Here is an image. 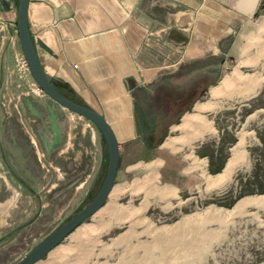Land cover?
<instances>
[{
	"label": "rangeland",
	"instance_id": "obj_1",
	"mask_svg": "<svg viewBox=\"0 0 264 264\" xmlns=\"http://www.w3.org/2000/svg\"><path fill=\"white\" fill-rule=\"evenodd\" d=\"M244 52L248 56L243 60H233V63L229 60L227 68L219 65L215 83L211 85L216 87L236 70L239 82L254 78L257 83L254 93L240 97V88L244 85L239 84L233 88V95L220 96L216 112L211 114L216 132L203 140L201 148L195 149L197 155H203L221 146L226 163L238 143V136L244 134V161L225 184L211 189L207 184L206 189L203 184L189 187L178 190L175 196L171 189H156L152 184L145 187L149 179L153 183V176L146 177L137 165L124 171L122 164L113 189L123 193L115 203L108 196L96 213L37 264H264V205L247 204L234 210L243 199L264 197V193H254L255 166L258 164L260 173H264V6ZM21 56L22 52H17L12 56V63L5 58L4 64H9L7 69L0 64V204L11 199L10 206L0 210V264H16L88 203L103 178L100 134L96 127L90 122L96 132L95 142L89 134L78 138L76 132L82 126L76 125L75 119L80 116L72 113L67 121L75 128L66 129L64 117L55 111L52 102L44 100L46 96L37 91L29 71L21 67ZM161 58L165 62L162 66L167 68L177 61L170 53L162 54ZM218 61L215 57L211 61H195L191 69H179L171 75L182 72L184 77H200ZM149 97L152 101L147 112L165 110L157 100L162 95L154 94V100L152 95ZM42 110L51 117L48 129L52 131L51 138L56 144L62 139L61 152L43 149L47 129L39 113ZM58 125L64 131L59 132ZM233 138L235 142L229 145ZM156 155L157 148L147 150L140 163L154 160ZM200 155L208 165L209 157ZM147 166H153L150 170L145 167L148 172L156 167L155 164ZM162 183L158 176L156 187L160 188ZM161 190L171 192L172 198H149ZM246 191L253 192L238 198L231 206L225 205L239 192ZM125 212L133 217L125 219Z\"/></svg>",
	"mask_w": 264,
	"mask_h": 264
},
{
	"label": "crops",
	"instance_id": "obj_2",
	"mask_svg": "<svg viewBox=\"0 0 264 264\" xmlns=\"http://www.w3.org/2000/svg\"><path fill=\"white\" fill-rule=\"evenodd\" d=\"M17 1L0 0V64L4 65L3 69L9 65L3 60L9 58L12 63V56L21 51L16 28ZM262 2L29 0L27 21L38 59L56 88L96 111L111 127L119 151L116 176L120 165L124 164V171L137 165L146 177L153 176L154 188L174 190L176 196L178 190L189 187L203 184L206 189V177L216 175L208 173V167L206 171L207 160L200 158L195 149L201 148L203 140L216 132L211 114L216 112L217 105L213 110L202 112H197L195 107L206 102L220 103V98L211 97L210 89L215 86L209 85L205 93L208 97H202L205 100H198L191 111L182 114L178 124L170 125L169 134L157 147L154 160L140 163L147 150L152 149L146 147V130L138 119L142 107L137 95L155 94L158 87L171 84L168 77L172 73L191 69L195 61H211L215 57L219 59L218 66L222 64V68H227V61L243 60L248 56L244 52L247 38L252 36L254 25L261 17ZM169 53L177 61L170 68L163 67L165 62L161 56ZM171 68L172 71H163ZM44 100L56 106L55 111L65 119L66 129L74 127L67 121L72 113L48 97ZM42 111L39 113L47 129L43 149L61 152L62 139L56 144L51 138L52 131L48 130L51 117ZM186 115L199 116L211 124L213 132H202V136L197 134L182 141L184 133L177 127ZM80 118L75 119L76 125L82 126L76 136L89 134L90 140L95 142L96 132L91 123ZM62 131L64 127L59 126V132ZM60 134L63 137V133ZM74 139L78 141L77 137ZM168 139L179 140L173 154L160 151ZM99 142L103 174L107 151L101 136ZM150 164L156 167L148 172L145 167ZM158 176L163 180L160 188L156 187Z\"/></svg>",
	"mask_w": 264,
	"mask_h": 264
},
{
	"label": "water",
	"instance_id": "obj_3",
	"mask_svg": "<svg viewBox=\"0 0 264 264\" xmlns=\"http://www.w3.org/2000/svg\"><path fill=\"white\" fill-rule=\"evenodd\" d=\"M28 3L29 0L17 1L16 28L21 51L27 63L29 73L34 83L46 97L63 109L88 120L96 127L107 149V167L100 187L88 203L39 242L16 264H36L41 261L65 237L83 223L85 219L92 216L105 204L115 183L119 159L118 143L106 120L91 108L82 106L66 98L56 88L52 77L43 70L28 27Z\"/></svg>",
	"mask_w": 264,
	"mask_h": 264
},
{
	"label": "bare ground",
	"instance_id": "obj_4",
	"mask_svg": "<svg viewBox=\"0 0 264 264\" xmlns=\"http://www.w3.org/2000/svg\"><path fill=\"white\" fill-rule=\"evenodd\" d=\"M242 64L245 65V62L242 63ZM239 78H240L239 74H237L236 70H234V72L231 75L224 77L218 83V85L216 87L211 88V90H210L211 97L212 98H216V97H220V96H224V95L225 96H229L234 91L233 88H235L236 85L238 87L239 84L240 85H244V87L241 86V88H240V90H242V91L244 90L243 92L240 91L241 92V93H239L240 97H245L247 95H252L254 93V85L257 84L254 81V78L252 80L251 79H246L247 81H249V83H246L245 79H243L242 81L239 82L238 81ZM229 91H230V93H229ZM231 95H233V94H231ZM215 106H216L215 103L206 102L204 104L196 105L195 110L197 112L208 111V110H213ZM177 129L184 133L183 134V138L181 139L182 141L184 139L189 138V137H193L194 135H197V134L202 136V134H203L202 132H205V133H212L213 132L211 124L210 123H206L202 118H200L199 116H196V115H186L183 118L181 125H179L177 127ZM178 141H179L178 139H168L163 144V146L160 148V151L162 153H166L167 152V153H172L173 154L176 151V148H177L176 144H177ZM243 146H244V134H240L238 136V143L231 150V157L226 162L224 168L222 169V173L218 174L215 177H208V179H206V184H207L208 189H211V188H214V187H220L223 184H225V182L231 176V174L234 171V169L237 166H239V165H241L243 163L244 158H245L244 157V153H242L243 152ZM146 167H147L148 170H150L153 166H146ZM149 184H152V179L151 180L149 179L148 181H146L144 183L145 187H147ZM113 188H114V186H113ZM113 188L111 189V191L109 193V197L113 201V203H115V201L118 198V196L121 193H123V190H120V189L117 190V189H113ZM134 188H133V190H134ZM141 191H143V190H141ZM154 193H157V191L154 192ZM146 194H149V192L146 193ZM157 194H158L157 195L158 198H167V197H171L173 195L169 191L165 192V191H162V190L159 191ZM15 195H16V193L14 194V197H15ZM14 197H12V199ZM10 203H11V199L6 201L4 204H0V210H6L10 206ZM247 204L264 205V197L243 199L239 203L236 204L234 210H237L240 207H243V206H245ZM131 216H132V214L130 212H125V216H123V217H125V219H128Z\"/></svg>",
	"mask_w": 264,
	"mask_h": 264
},
{
	"label": "flooded vegetation",
	"instance_id": "obj_5",
	"mask_svg": "<svg viewBox=\"0 0 264 264\" xmlns=\"http://www.w3.org/2000/svg\"><path fill=\"white\" fill-rule=\"evenodd\" d=\"M218 68V64L208 67L202 72L201 77L195 78L184 77L182 72L177 75H170L168 78L171 84L158 87L155 93L163 97L162 99L157 97L159 105L165 108L163 112H147L146 108L150 106V101H152L149 96L152 95L154 100V94L138 93L137 101L142 107V112L139 111L138 113V119L141 123L143 122L146 130L147 148H157L168 136L170 125L178 124L181 115L191 111L193 105L207 92L208 86L215 83ZM1 178L3 179L2 176ZM5 180L7 181V178Z\"/></svg>",
	"mask_w": 264,
	"mask_h": 264
},
{
	"label": "trees",
	"instance_id": "obj_6",
	"mask_svg": "<svg viewBox=\"0 0 264 264\" xmlns=\"http://www.w3.org/2000/svg\"><path fill=\"white\" fill-rule=\"evenodd\" d=\"M263 6H264V3H262V7H261V10L263 9ZM59 91V90H58ZM61 94H63L66 98L70 99L71 101L75 102V103H78L82 106H85L81 101L73 98V97H69L67 95H65L64 93H62L61 91H59ZM256 106L254 105V108ZM248 115V114H247ZM235 142L234 138L231 139V141L228 143L229 145H232L233 143ZM221 146L218 148V149H215V150H212V153L211 154H207L208 157H209V164H208V170L210 173H215V174H219L222 172V169L224 168V163H225V160H226V155H222L221 154ZM107 151V149H106ZM219 153V154H218ZM218 154V155H217ZM217 155V156H215ZM222 156V157H221ZM217 157V158H216ZM218 159V160H217ZM258 165V164H257ZM255 166L256 167V170L254 171V193H264V178L261 177L264 176V173H260L261 171V168L260 166ZM106 167H107V161L105 163V169H104V172H103V176L104 177V174H105V171H106ZM103 180V178H102ZM101 180V182H102ZM101 184V183H100ZM100 186V185H99ZM253 191H246V192H239L238 195H236L234 197L233 200H231L230 202L228 203H225L226 206H231L238 198L244 196L245 194H248V193H252ZM241 199V198H240ZM87 204V203H86ZM84 204V205H86ZM83 205V206H84ZM82 206V207H83ZM81 207V208H82ZM80 208V209H81ZM78 211V210H77ZM76 211V212H77Z\"/></svg>",
	"mask_w": 264,
	"mask_h": 264
},
{
	"label": "built area",
	"instance_id": "obj_7",
	"mask_svg": "<svg viewBox=\"0 0 264 264\" xmlns=\"http://www.w3.org/2000/svg\"><path fill=\"white\" fill-rule=\"evenodd\" d=\"M20 63L19 64L21 65L22 68H24L25 70L29 71L28 67H27V63H26V61H25L23 56H21V58H20ZM33 86H35V84ZM36 88H37V91L42 92L37 85H36Z\"/></svg>",
	"mask_w": 264,
	"mask_h": 264
}]
</instances>
